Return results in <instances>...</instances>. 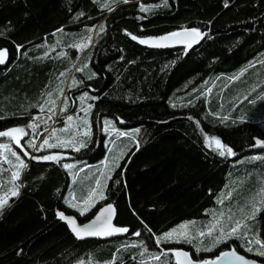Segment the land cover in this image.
Instances as JSON below:
<instances>
[{
	"label": "trees",
	"instance_id": "1",
	"mask_svg": "<svg viewBox=\"0 0 264 264\" xmlns=\"http://www.w3.org/2000/svg\"><path fill=\"white\" fill-rule=\"evenodd\" d=\"M186 28L201 40L140 43ZM0 50V131H28L27 152L0 163V264H176L172 253L161 262L162 247L199 262L234 248L264 264V84L249 77L264 72V0H0ZM58 125L70 127L56 137L65 147L29 153L25 139ZM213 136L234 154L221 156ZM48 155L59 159L33 158ZM99 175L103 198L82 216L70 198ZM104 204L128 229L110 240H78L57 216L82 223Z\"/></svg>",
	"mask_w": 264,
	"mask_h": 264
},
{
	"label": "snow or ice",
	"instance_id": "2",
	"mask_svg": "<svg viewBox=\"0 0 264 264\" xmlns=\"http://www.w3.org/2000/svg\"><path fill=\"white\" fill-rule=\"evenodd\" d=\"M125 2H127V0H125ZM225 6H227V5H225ZM103 7H108V5L105 4V5H103ZM108 10L111 11L112 9L109 8ZM141 10L142 11L144 10L143 7H142ZM101 30H103V25H101ZM191 31L196 32L197 30L196 29H192ZM169 35L170 36H176V35H178V33H171ZM166 38L167 37H160V38H157V39L163 40V39H166ZM132 39H137V38L135 36H133ZM147 42L148 41H146V40H140V43H147ZM157 46H159V45H157ZM5 51L6 50H0V64H3L5 62V57L3 55V53ZM61 75H63V74H61ZM89 107H91V105H89ZM84 111H87V109H85ZM68 119L71 120L72 117H69ZM28 127L34 128L35 125L29 124ZM135 131L138 132L139 129H136ZM13 133H20L22 136L26 134L23 128H14V129H9L7 131H0V136H11ZM53 135H55V130H53ZM85 135H87V133H85ZM120 135H125V133H120ZM210 140H211V142H213L215 144V146L218 149H221L220 152H219V154L221 156H224L225 153H227L228 155H233L234 154L232 152V149L227 147V145H224L219 138L213 136V137L210 138ZM208 141H209V138L206 137V143H208ZM17 143H19L18 139H17ZM256 143H257V145H262V144H264V141L257 140ZM58 145H59V142H58V144H50L48 142V140H44V142L40 145L39 149H37V150L39 151L40 149H43L45 147H49V148L56 147ZM29 146L35 147V145L31 144L30 142H29ZM81 146H83V145H81ZM208 146L211 147L212 144L208 143ZM0 147H7V145H0ZM13 155H16V153L14 152ZM33 158L34 159H42V160H58L59 159L56 155H48V156H42V157H38V158L37 157H33ZM20 167L21 168L26 167V165L24 164V162L22 160L20 161ZM64 167L65 168H70V167H72V165L65 164ZM17 177H18V173L14 172L13 173V179L15 180ZM99 183H100V181L97 180V185L98 186H99ZM262 191H264V189H262ZM17 194L18 193L16 191L12 192L13 196H15ZM95 194H96V189H92V190L89 191L88 196L85 197L84 200H83V203L86 204L87 206L82 208V209L78 208V205H76V204H71L70 203V206L71 207H77L78 210L80 211V215L83 216L91 209L92 206H94V201L92 200V198H93V196ZM100 198L102 199L103 196H101ZM90 201H91V203H90ZM7 204H8V200L6 198H0V210H2L5 207V205H7ZM111 209H112V206L108 205L107 209H101V214H103L105 211L111 210ZM101 214H98L97 217L95 218V220H93L88 225L76 226L75 220L73 218L65 217L63 213H59V212L57 213V215L59 216L60 219H65V220L68 221L72 231L75 233V235L77 236L78 239L86 237V236H100V235L107 236V235H112L113 233H124V232L128 231L127 228H114V227L111 228V230H109V231L98 230V229H103L104 222H105L102 219ZM180 227L184 228L186 226L185 225H181ZM237 227H239V222L237 223ZM245 227H246V225H245ZM236 232H237V228H232L231 231L224 236V238L227 239L228 237L235 235ZM139 234L140 233H138V232L135 233V235H139ZM175 234H176V230L175 229L172 232L165 233L163 237L158 238L157 243H159L160 240L170 241ZM210 234H211V230H209L208 235H210ZM181 235H183V234H181ZM199 235L200 236H204L205 233L201 232ZM216 243H220V239H217ZM255 243L260 244L261 242L259 240H256ZM205 250L210 251L211 249H205ZM247 250L251 251L252 249L249 248ZM198 251H199V249H198ZM175 254H176L177 257H180V256L185 257L187 259L188 264H209L208 261L194 262L191 258H189V254L186 253V252H183V251H176ZM259 254L264 256V252H260ZM229 255L234 256L235 259H237V260H241V261L244 260V257L237 255V253L235 251L222 252L220 254V257H225V256H229ZM220 257H217L216 259L219 260ZM177 264H179V260L177 261ZM212 264H215V262L213 261ZM253 264H255V262H253Z\"/></svg>",
	"mask_w": 264,
	"mask_h": 264
},
{
	"label": "water",
	"instance_id": "3",
	"mask_svg": "<svg viewBox=\"0 0 264 264\" xmlns=\"http://www.w3.org/2000/svg\"><path fill=\"white\" fill-rule=\"evenodd\" d=\"M191 30L192 29H190V28H186V29H180V30L175 31V32H171V33H178V35H176V36H170L169 34H171V33H166V34L156 35V36H145L142 38V40H146L148 42L142 43V45L147 49H171V48H178L183 44H191V43L199 42L202 38V35L200 33H198L197 31L193 32ZM160 37H167V38L163 39V40L157 39ZM157 45H159V46H157ZM108 205H111L112 209L107 210L103 214H101V209H107ZM58 212L63 213V211H61V210L57 211V213ZM98 214H101L102 219L105 221L103 229H98V230L109 231L113 227L114 228H120L119 226H117L115 224L116 210L112 204L102 205L101 207L98 208V210L95 212V214L89 220L82 222V223L78 222L77 218L73 214H64V216L73 218L75 220L76 226H83V225L90 224L93 220H95V218L97 217ZM61 220L66 225L68 231L74 236V238L78 239L77 236L75 235V233L72 231L68 221L65 219H61ZM120 234L121 233H113L112 235H107V236H104V235L86 236L83 238H79L78 240H87V239L110 240V239L118 237ZM176 251L186 252L183 249H177ZM176 251L174 252L176 264H177L178 260H179V264H188L187 259L185 257H183V256L177 257L176 256V254H175ZM231 251H235L237 253V255L244 257V260L243 261L237 260V259H235L234 256H231V255L225 256V257H220V254H221L220 253L217 256V257H220L219 260H217L216 259L217 257H216L214 259H209V260H205V261H208L209 264H212L213 261L215 262V264H253V262H255V264H261L258 260L254 259V258L247 257L246 255L238 252L234 248L227 249L223 252H231ZM189 258H191V257L189 256ZM193 261L199 262V261H195V260H193ZM201 262H203V261H201Z\"/></svg>",
	"mask_w": 264,
	"mask_h": 264
},
{
	"label": "rangeland",
	"instance_id": "4",
	"mask_svg": "<svg viewBox=\"0 0 264 264\" xmlns=\"http://www.w3.org/2000/svg\"><path fill=\"white\" fill-rule=\"evenodd\" d=\"M4 57H5V53H3ZM260 72V75L257 76V72L258 71ZM263 72V69L262 67H258V68H254V69H251L249 71V77L250 78H259V84L254 80L251 82V84L255 87V86H259L260 83L261 84H264V72ZM239 77H241V75L237 74L235 76L236 79H239ZM240 86V84L238 85ZM238 86H235V87H238ZM245 92V91H244ZM83 121H85V118H83ZM109 124H105L104 125V130L103 131H107V127H108ZM14 128H23L24 131H25V135H21L20 133H13L11 136H0V145H7V147H0V163H1V166L6 168L4 165L8 164L9 163V159H8V156L7 154H13L14 152L16 153V155H14L15 157H19V150H23V151H26L27 150L25 149L24 147V142L22 141L23 140V137L27 136L28 135V131L26 129V127L24 126H18V127H14ZM14 128H11V129H14ZM114 128H116V125L114 126ZM9 130V129H8ZM53 130H55V135H53ZM52 130V132L50 133V135L48 136V138H46L45 140H48L49 143H51L52 139L56 137H59V136H62V134H65V136H67V132L70 131V127L69 126H60L58 125L57 127H55L54 129ZM63 130V131H62ZM7 131V130H6ZM85 133V132H84ZM17 139L19 140V143H17ZM62 139H56L55 141H52L53 144L60 142ZM44 142V140H41V141H38L36 140L35 143H32L33 145H35V147H30L31 148V151L29 153H32L34 150L35 151H38L37 149H39L40 145ZM25 143L29 144V141L25 139ZM76 143V142H75ZM83 145V146H81ZM72 144L71 143V149L73 151H79L80 149L84 148L86 145L84 144ZM52 148V147H51ZM50 148L49 147H45L43 149H40V151H44V150H49ZM78 149V150H77ZM16 150L18 152H16ZM66 155H70L69 153H66ZM80 160H71L70 162L66 161L64 162V165L65 164H69V165H72V167L70 168H66V169H69L70 170V174H71V182H72V189L74 190L75 189V186H74V183H75V179L78 177V174H76V171H73L72 168L74 165L78 164ZM4 163V164H3ZM103 171L107 170V165L106 166H103ZM19 170H20V166L17 168V171H14L16 173L19 174ZM92 173H95L94 170H91ZM104 176H101L99 175L98 177V180L100 181L99 183V186L97 185V183L95 184V186L93 187V189H96V194L93 196L92 200L94 201V204L96 203V201H98L100 199V197L102 196V178ZM72 190V191H73ZM8 199V197H7ZM84 200V199H82ZM70 203L71 204H76L78 205V208L82 209L84 207H86L87 205L83 203V201L81 202H78L76 200H73L71 199L70 200ZM91 203V201H90ZM75 209L78 210L77 207H73ZM79 211V210H78ZM184 228H181V227H178V229H175L176 230V234L173 236L176 237L180 234H183L185 231H183ZM173 231V230H172ZM170 231V232H172ZM169 233V232H168ZM172 253V255L174 256V250L170 251V248L169 247H162L161 250H160V260L162 263H164L166 261V259L169 257L168 254ZM175 259V257H174Z\"/></svg>",
	"mask_w": 264,
	"mask_h": 264
},
{
	"label": "crops",
	"instance_id": "5",
	"mask_svg": "<svg viewBox=\"0 0 264 264\" xmlns=\"http://www.w3.org/2000/svg\"><path fill=\"white\" fill-rule=\"evenodd\" d=\"M55 144H57V143H55ZM65 142H63L62 140L59 142V145L57 146V147H65ZM22 151V150H21ZM16 152H18L17 150H16ZM17 158V157H16ZM88 196V195H87ZM71 199H73V200H75L74 198H70V200ZM76 201H78V202H81V201H83V200H76ZM97 202V201H96ZM80 212V211H79Z\"/></svg>",
	"mask_w": 264,
	"mask_h": 264
}]
</instances>
